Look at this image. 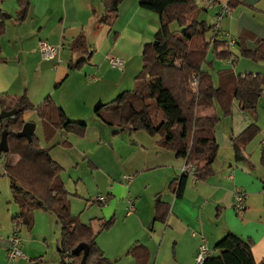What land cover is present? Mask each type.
<instances>
[{
    "label": "crops",
    "instance_id": "0c3cea01",
    "mask_svg": "<svg viewBox=\"0 0 264 264\" xmlns=\"http://www.w3.org/2000/svg\"><path fill=\"white\" fill-rule=\"evenodd\" d=\"M17 1L0 0L5 28L0 38V98L25 95L37 107L50 97L67 120L86 124L82 136L56 134L49 143V155L62 168L60 178L69 193L70 214L94 231L103 221L113 219V225L96 238L98 248L111 264H196L201 245L205 244L209 255L215 256L216 244L228 233L253 240V257L263 260L264 176L248 172L245 177L244 171H237L239 162L250 164L249 148L256 152L257 146L251 143L243 148V160L236 159L232 146V138L253 122L247 113L238 106L235 111L234 106L231 116L218 115L219 123L224 120L228 125L223 144L216 126L219 151L214 172L203 181L187 176L180 197L171 192L170 185L178 179L184 159L162 149L157 137L142 131L118 133L94 114L98 100L106 104L130 87L133 89L142 68L143 49L154 42L160 17L142 8L137 0H123L113 25L100 26L102 0H29L27 16L21 22L16 17ZM195 1L202 8L199 21L211 26L221 6L228 4L221 30L234 36L247 51H255L257 41L264 42V0ZM81 33L87 37L92 59L80 69H70L80 57L69 47ZM41 40L62 46L55 59L41 60ZM225 50L228 49L222 47L218 51ZM231 52L233 56L227 60L217 58L211 49L208 53L222 64L221 68H214L211 60L208 65L216 87L220 71L264 75V66L259 65L264 62L241 58L239 46ZM108 57L122 59L123 67L110 68ZM216 108L215 105L214 113ZM1 111L7 110L0 106ZM35 115L34 111L23 115L25 123L35 126L34 134ZM255 124L261 133L256 120ZM263 139L264 134L260 147ZM9 148V157L5 161L0 157V174L20 163L36 164L38 157L27 150L25 139L11 140ZM68 183L74 190H69ZM237 190L246 193V209L241 218L233 211ZM100 197H105V201L99 202ZM130 204L134 212L128 214ZM157 206L168 208L163 221L156 219ZM5 208L11 222L18 215V207L8 195L0 196V212ZM33 216V229L21 239L20 250L25 256L8 257L9 236L14 229L11 224L10 233L4 239L0 237V264H38V260L40 264H59V237L55 242L56 255L47 260L50 235L56 234L58 227L54 217L41 211H35ZM133 247L134 254H130Z\"/></svg>",
    "mask_w": 264,
    "mask_h": 264
},
{
    "label": "trees",
    "instance_id": "16d2710c",
    "mask_svg": "<svg viewBox=\"0 0 264 264\" xmlns=\"http://www.w3.org/2000/svg\"><path fill=\"white\" fill-rule=\"evenodd\" d=\"M123 0H102L103 11L98 19L100 26H112L118 16V7ZM140 6L160 17V27L155 35V44H147L142 52V68L134 79L132 90L124 91L112 101L94 111L95 116L106 126L116 128L118 133L142 131L157 137L159 146L173 152L177 157L192 164L193 177L203 181L214 172L213 163L219 146L215 127L221 118L213 112L215 105L223 117L232 115L236 104L243 112L256 114L264 75L244 73L234 75L227 70L220 71L216 87L210 72L204 66L211 63L207 55L212 50L217 58L227 60L233 56L225 48L226 43L217 41L212 26L198 17L202 8L194 0H137ZM233 3V0H229ZM29 0L17 1V20L24 21ZM177 30H171V25ZM4 15L0 11V38L4 34ZM253 52L241 47L240 57L252 62H264V42L257 41ZM70 50L80 58L70 69H80L92 59L87 37L78 35L70 44ZM239 57V56H238ZM234 63V61L232 62ZM199 79L198 91L190 86L191 77ZM2 109L15 110V115L0 120V138L7 132L8 152L0 157H9V142L22 141L17 138L25 122L23 115L34 111L40 120L43 140L49 144L56 134L82 136L86 124L66 119L63 110L47 97L34 107L25 95L0 98ZM260 133L257 125L251 124L232 138L235 157L243 160L241 150ZM27 150L38 157L36 164L20 163L15 169L0 174L6 178L12 200L18 207V215L11 218L14 228L22 227L28 232L34 225V212L51 214L59 227L57 252L59 264H80L82 252L72 254L79 244L88 247L86 264H111L96 244L98 234L113 225V219L103 221L97 231L83 225L70 214L69 193L60 178L62 168L50 157L49 148L42 147L35 134L26 141ZM260 164L264 168V145L261 148ZM187 176L176 179L170 185L171 192L180 197ZM264 205V185L262 188ZM168 208L157 206L156 219L164 220ZM251 239H242L228 233L215 246L217 254L209 256L203 264H264L256 261L252 254ZM136 247L130 250V254Z\"/></svg>",
    "mask_w": 264,
    "mask_h": 264
},
{
    "label": "rangeland",
    "instance_id": "374dc122",
    "mask_svg": "<svg viewBox=\"0 0 264 264\" xmlns=\"http://www.w3.org/2000/svg\"><path fill=\"white\" fill-rule=\"evenodd\" d=\"M170 28H171V30L173 31V30H177L178 28H177V26L174 24V25H171L170 26ZM207 61L208 62H210L211 60H213V62H214V68H221L222 66V64L217 60V59H215V57L213 56V54L212 53H210L208 56H207ZM211 63V62H210ZM224 63V62H223ZM247 63H249V62H247ZM225 64V63H224ZM259 65H262V66H264V64L263 63H259ZM239 68L240 67H238L237 68V72L239 71ZM206 69L211 73V74H214L213 73V71H212V67L210 68V67H208V66H206ZM205 69V70H206ZM132 88L130 87V89H127V90H131ZM99 101V100H98ZM97 101V102H98ZM96 102V103H97ZM95 103V104H96ZM102 103H104V102H102ZM105 104V103H104ZM95 106V105H94ZM235 107L237 106L236 104L234 105ZM217 107V106H216ZM236 109H237V107L235 108V111H236ZM216 114L217 115H219V116H221V118H227V117H223L222 115H220V112H219V110H218V107L216 108ZM245 113H247V115L253 120V122H252V124H254L255 123V120H256V123L260 126V128H261V133H259L254 139H253V141L251 142L252 143V145H253V147H254V145H256L257 146V150H256V152L255 151H253V148L251 149V148H249V157H250V164H248V165H245V164H242V163H238V165H237V167H238V169L239 170H237L240 174H242V171H244L245 172V177H246V174H248V172H252L254 175H261V176H264V168L261 166V164H260V153H261V148L262 147H260L259 146V141H260V139H261V137H262V134H264V97H261L260 98V101H259V103H258V107H257V109H256V114L254 115L253 113H250V112H245ZM258 119L260 120V121H258ZM34 122L36 123V125H37V128H36V131H35V135H36V137H38L39 138V140H40V145L42 146V147H46V148H50V144H46L45 143V141L43 140V136H42V131H41V124H40V120L38 119V117L35 115L34 116ZM227 123L224 121V120H222V123H218L217 124V134H218V137H219V140H220V144H223V139H224V137H223V135L224 134H226V127H227ZM215 132H216V127H215ZM140 133H142V132H140ZM216 137V136H215ZM250 143V144H251ZM250 144H248V145H250ZM247 145V146H248ZM2 161H5V158H3V160ZM3 163V162H2ZM236 164L237 163H234V165L236 166ZM234 170H236L235 169V167L233 168ZM0 172H1V170H0ZM264 180V179H263ZM67 186H68V188H69V190H74L73 189V185L72 184H67ZM82 187V186H81ZM94 189V188H93ZM9 196V197H11V195H10V192H9V187H8V182H7V180H6V178H4V177H2V178H0V196ZM6 208L3 210V211H1L0 212V237L1 238H5L9 233H10V230H11V222H10V220H9V216H8V210H6ZM34 227V226H33ZM33 229V228H32ZM56 234H51L50 236V240H49V242H48V249H47V251H48V259L47 260H49L52 256H54V255H56V245H55V242H56V240H57V238L59 237V228L58 227H56ZM20 238L22 239V241L25 239V238H27V230L25 229V228H22V227H20ZM11 235H12V232L10 233V236H9V238L11 237ZM55 235H56V237H55ZM20 245H21V243H20ZM45 246V249L47 248V246L46 245H44ZM19 249H20V246H19ZM41 250V249H40ZM22 252V251H21ZM44 252H46V250L44 251ZM23 254V253H22ZM25 254V253H24ZM23 254V255H24ZM25 256V255H24ZM28 258V257H27ZM37 260V259H36ZM28 261V260H27ZM34 262L35 261H33L32 262V264H34ZM38 264H40V262H39V260H38ZM41 264H42V262H41Z\"/></svg>",
    "mask_w": 264,
    "mask_h": 264
},
{
    "label": "built area",
    "instance_id": "2783aa9c",
    "mask_svg": "<svg viewBox=\"0 0 264 264\" xmlns=\"http://www.w3.org/2000/svg\"><path fill=\"white\" fill-rule=\"evenodd\" d=\"M195 1V0H194ZM229 12V6L228 4H224L221 6L219 14L215 17L214 23L212 24V34L214 38L217 41H223L226 43V49L231 50L236 47L237 39L230 35L229 33L222 32L221 30V21L223 17ZM62 48V46H54L49 44L45 40H41L38 43V52L41 60L49 61L56 58L59 50ZM108 64L109 67L112 69H119L122 68L124 65V61L120 58L115 57H108ZM198 83L199 79L197 76L193 75L190 80V86L193 92L197 93L198 91ZM262 97H264V87L262 89ZM262 145H264V139L262 141ZM194 166L192 164H188L185 162L184 166L181 168L179 172V177L181 178L183 176H190L194 173ZM245 198L246 193L242 190H237L234 193V200H233V211L235 215L238 218H241L246 207H245ZM99 202L105 201V197H100L98 199ZM133 207L130 204L128 207V214L133 213ZM20 228H14L12 230V235L9 238L10 242V249L8 251V257L9 259H15L17 257L23 258V254L21 250L19 249L21 238H20ZM209 251L205 244L201 245L199 248V253L196 258V264H203L205 259L208 258Z\"/></svg>",
    "mask_w": 264,
    "mask_h": 264
},
{
    "label": "water",
    "instance_id": "95a60500",
    "mask_svg": "<svg viewBox=\"0 0 264 264\" xmlns=\"http://www.w3.org/2000/svg\"><path fill=\"white\" fill-rule=\"evenodd\" d=\"M156 42H153L155 44ZM104 104L98 101L95 106L94 110H98L101 108ZM15 115V110L11 111H1L0 112V120L10 118ZM34 128L35 126L30 123H25L22 130L17 133V138L25 139L27 142L31 141L32 135L34 134ZM0 152L6 153L8 152V141H7V132L4 130L1 134L0 138ZM82 252V259L80 264H86V258L88 254V247L85 244H79L72 252V254H76Z\"/></svg>",
    "mask_w": 264,
    "mask_h": 264
}]
</instances>
